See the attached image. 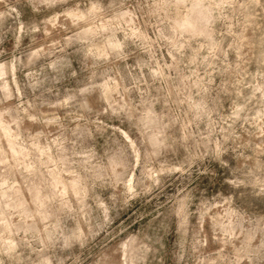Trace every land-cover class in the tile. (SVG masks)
<instances>
[{
  "label": "rangeland",
  "instance_id": "374dc122",
  "mask_svg": "<svg viewBox=\"0 0 264 264\" xmlns=\"http://www.w3.org/2000/svg\"><path fill=\"white\" fill-rule=\"evenodd\" d=\"M0 264H264V0H0Z\"/></svg>",
  "mask_w": 264,
  "mask_h": 264
}]
</instances>
